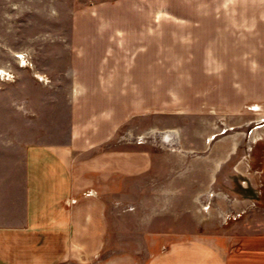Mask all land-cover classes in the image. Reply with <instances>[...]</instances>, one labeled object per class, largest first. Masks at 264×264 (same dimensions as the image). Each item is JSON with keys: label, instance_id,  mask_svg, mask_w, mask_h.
Here are the masks:
<instances>
[{"label": "crops", "instance_id": "crops-1", "mask_svg": "<svg viewBox=\"0 0 264 264\" xmlns=\"http://www.w3.org/2000/svg\"><path fill=\"white\" fill-rule=\"evenodd\" d=\"M59 30L46 70L0 40V264H264V0ZM155 77L178 79V135L161 141Z\"/></svg>", "mask_w": 264, "mask_h": 264}, {"label": "rangeland", "instance_id": "rangeland-1", "mask_svg": "<svg viewBox=\"0 0 264 264\" xmlns=\"http://www.w3.org/2000/svg\"><path fill=\"white\" fill-rule=\"evenodd\" d=\"M136 5L140 7V12H135V10H138ZM115 20H153L155 23H173L177 21V0H0V40L2 38L5 39L7 36L16 40L15 44H12L13 47L25 48L30 53V63L33 65V62L37 60V71L46 70V66H49L50 63L42 62L43 57L41 53L46 48L50 49L47 45L50 44L49 40L52 37L55 38L56 34H65L66 30H59L62 23H70L71 21ZM165 32L168 31L155 30L154 44L155 47L158 46L155 49L167 47L170 54L176 56V36L168 38L167 36H163ZM169 32L173 35L176 33L173 31ZM168 64L171 69L172 66L173 68L176 66V62ZM154 85V137H159L157 139L159 141H161L162 137H177L178 79L177 77H155ZM251 109L257 111L260 108L254 106ZM2 115L3 111L0 109V133L3 131L2 119L6 117L5 114ZM9 120H11V117ZM228 127L233 129L229 133L233 134L238 131L236 126ZM127 129L128 125L121 132L122 139L130 138L137 142L143 139L144 136L141 135L139 129L137 131L131 130L133 137H126L129 136ZM252 196L256 195L252 194ZM223 198L228 201L231 200L224 195ZM196 208L189 205L185 207L181 206V209L188 210L189 214ZM199 208L208 211L210 206L209 204L200 205ZM235 218L237 219L238 217ZM144 255L139 256L141 262H144L146 259Z\"/></svg>", "mask_w": 264, "mask_h": 264}, {"label": "built area", "instance_id": "built-area-1", "mask_svg": "<svg viewBox=\"0 0 264 264\" xmlns=\"http://www.w3.org/2000/svg\"><path fill=\"white\" fill-rule=\"evenodd\" d=\"M226 130H223V133H225ZM246 182L243 183V185H245ZM96 193L94 191H89L87 193H85V196H95ZM72 202H75V201H72Z\"/></svg>", "mask_w": 264, "mask_h": 264}]
</instances>
